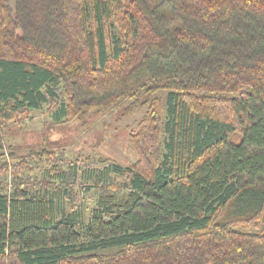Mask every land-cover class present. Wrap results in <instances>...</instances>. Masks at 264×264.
I'll use <instances>...</instances> for the list:
<instances>
[{"label": "trees", "instance_id": "trees-1", "mask_svg": "<svg viewBox=\"0 0 264 264\" xmlns=\"http://www.w3.org/2000/svg\"><path fill=\"white\" fill-rule=\"evenodd\" d=\"M49 101L145 107L137 159L88 172L87 220L67 171L0 187V264H264V0H0V171L4 124Z\"/></svg>", "mask_w": 264, "mask_h": 264}, {"label": "rangeland", "instance_id": "rangeland-1", "mask_svg": "<svg viewBox=\"0 0 264 264\" xmlns=\"http://www.w3.org/2000/svg\"><path fill=\"white\" fill-rule=\"evenodd\" d=\"M150 1L155 3V0ZM161 94L165 96V92ZM128 103L54 123L50 113L56 105L49 101L40 109L29 111L26 117L6 122L2 128L5 146L2 158L7 166L0 171V187L10 192L18 184L21 189L41 193L44 188L53 190V185L60 182L51 178L52 175L67 171L65 206L68 210H82L87 220L100 192L92 185L88 172L113 162L128 166L137 159L130 137L146 108L139 106L126 111ZM73 165L77 173L72 171ZM115 182L121 183V178L116 177ZM241 228L257 229L254 226Z\"/></svg>", "mask_w": 264, "mask_h": 264}]
</instances>
